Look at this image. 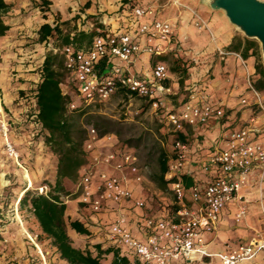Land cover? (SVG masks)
Returning <instances> with one entry per match:
<instances>
[{"label":"crops","instance_id":"obj_1","mask_svg":"<svg viewBox=\"0 0 264 264\" xmlns=\"http://www.w3.org/2000/svg\"><path fill=\"white\" fill-rule=\"evenodd\" d=\"M36 1L41 4L42 1H46L47 5H42L47 7V11H41L42 7L36 5ZM172 1L5 0L10 7L3 19L9 26V30L5 36L0 37V58L3 61L0 67V77L2 73L4 75L7 73L9 68L7 61L22 62L24 60L28 63L27 67L17 65L19 70L21 69L19 76H23L25 80L23 88H35L39 81L36 69L41 65L46 53L45 41H38V31L44 23L54 25L55 21L58 24L55 20L57 14L62 17V20L75 19L70 22L74 30L68 33L72 38L79 32L89 36L95 30L118 33L128 25L127 21L131 13L128 7L153 9L158 19L171 21L174 25L173 41L157 57L144 53L133 57L129 64V70L135 76H149L153 64L163 62L161 61L163 57L171 56L187 61L190 67L188 77L182 86L174 79V74H170L169 71L167 73L171 89L170 94L166 96V102L170 103V106L166 108L167 112L180 109L188 100V95L193 87L198 90L197 93L202 98V102L207 101L223 111L221 119L212 120L199 127L183 126L177 131L184 137L189 148L188 161L183 175L187 178L190 186L196 184L199 187H204L211 179L213 172L205 171L203 167L211 153L226 148L227 137L230 133L237 132L249 125L254 129L253 141L264 146V113L253 105L246 72L241 63L243 61L249 77L252 79L254 77V57L243 59L240 53H235L230 49L231 45H237L241 52L245 47V41L251 39L246 38L230 24L222 11L211 9L207 0H177L180 6L173 4ZM87 3L90 5L84 8L83 6ZM195 15L200 17L204 27L196 26ZM87 46V41H84L80 47ZM218 50L232 54L221 56ZM3 87L6 88V82ZM62 91L68 93L63 88ZM242 100H245L246 103L243 104ZM110 152L112 151L86 153V164L83 168L95 166V159L99 158L101 154ZM95 168L103 169L101 165H97ZM65 181L63 186H65ZM143 182L144 180L137 184L130 179L127 186L132 191L133 199L111 205L109 210L99 214H93L81 205L78 198L74 201L63 200L66 206V215L72 220H81L90 231V235L85 237L89 240L87 245L82 243L84 237L73 234L74 239L77 240L74 246L82 250L89 249L94 255L96 254L94 245L99 244L102 250L109 249L108 253L101 255V264H112L115 251L119 257H124L128 264H138L137 257L128 251L113 249L109 246L106 231L108 225L121 212L125 214L128 227L134 238L144 241L147 238V231L143 228L144 218L150 215L165 216L170 213L160 207L157 202L154 203L152 198H148L149 195ZM140 200L145 203L144 209H138L134 205L136 201ZM241 208L245 209V213L238 217ZM35 223L39 228L36 220ZM68 235L70 237V232ZM202 236L206 249L211 253L234 252L239 246L246 245L251 241L264 242V181H260L257 174H251L238 198L221 212L216 229L210 233L204 232ZM54 252L56 256H59L56 248H54ZM58 264L67 263L61 259ZM168 264L221 263L213 257L193 262L178 261ZM241 264H264V250L257 252L252 259Z\"/></svg>","mask_w":264,"mask_h":264},{"label":"built area","instance_id":"obj_2","mask_svg":"<svg viewBox=\"0 0 264 264\" xmlns=\"http://www.w3.org/2000/svg\"><path fill=\"white\" fill-rule=\"evenodd\" d=\"M128 9L131 13L124 29L118 33L97 30L85 48L72 43L55 48L51 39L44 42L46 52L52 51L64 57L67 73L65 87L73 91L79 102V105L74 102L68 105L71 111L100 106L118 93L145 99L152 107L158 108L162 105V98L170 94V87L164 85L168 73L165 63L155 62L149 76H135L130 72L129 64L133 57L141 53L155 57L161 55L173 41L174 25L171 21L158 19L151 8L131 6ZM195 16L196 26L204 27L200 17ZM218 53L221 56L232 54L221 50ZM102 60H107L110 67L101 72L97 66ZM241 63L253 105L264 113V98L253 88L243 61ZM197 92L193 87L180 109L167 112V122L174 131L183 126H203L223 117L221 109L207 101L202 102ZM242 103L246 101L242 100ZM1 130L6 136L7 124L4 122ZM253 132L254 129L248 125L230 133L226 148L209 155L203 169L212 171L213 175L204 187L185 185L182 176L189 148L186 142L176 141L164 176L175 200L174 210L165 216L144 218L143 228L147 231L144 241L134 238L125 214L119 212L106 231L109 246L128 251L137 257L138 264L193 262L213 257L221 264H241L264 250V242L251 241L234 252L211 253L206 249L202 236L204 232L216 229L221 212L238 198L251 174H257L259 180L264 181V146L253 141ZM110 140V136L98 138L92 135L86 141V153L93 151L97 143ZM6 146L13 153L12 146L9 143ZM97 165L103 169H96ZM130 179L137 184L144 180L138 159L132 151L118 149L101 154L95 159V166L82 168L80 172L76 189L79 202L93 214H99L109 210L111 205L131 201L133 194L127 186ZM134 205L138 209L145 208L142 200ZM244 213L245 209L241 208L238 217Z\"/></svg>","mask_w":264,"mask_h":264},{"label":"rangeland","instance_id":"obj_3","mask_svg":"<svg viewBox=\"0 0 264 264\" xmlns=\"http://www.w3.org/2000/svg\"><path fill=\"white\" fill-rule=\"evenodd\" d=\"M172 3L180 6L177 0ZM35 4L42 7L41 11H47V7L39 1ZM89 5L87 3L83 7ZM55 20L58 22L61 36L74 30L70 22L75 19L62 20L57 14ZM175 59L179 58L164 57L163 62L168 71ZM254 61L262 64L260 48ZM1 63L3 61L0 58V67ZM7 63V73H2L0 77V264H58L61 259L54 252L52 240L40 232L29 208L19 204L26 190L39 194L52 190L57 156L51 152L50 146L45 144V133L35 122L34 88H23L25 80L23 76H19L21 69L19 70L17 65L27 67L28 63L24 60H10ZM182 67L180 63V69ZM169 73L173 74L170 71ZM179 78L178 74H174L177 83ZM66 79L67 74L62 88L68 91L72 102L79 105L73 91L65 87ZM4 82L6 88L3 87ZM166 99L167 97H164L162 105L154 108L145 99L118 93L100 106L89 107L76 113V117L82 114L79 120L81 128L77 129L78 132L74 136L84 132V137L88 140L94 134L97 136L103 129L109 131L106 136H110L111 140L97 143L93 151H117L121 150L122 146H125L123 150L132 151L144 176L143 185L148 198L160 204L165 211L172 212L175 208L174 197L167 186L158 181L160 153L165 152L168 156L172 154L177 134L166 119V108L170 106ZM70 111L68 109V112ZM3 122L7 124L6 136L1 130ZM8 143L12 146L13 153L7 150ZM85 145L84 150L88 151ZM65 180L63 187L67 195L63 194L62 199L74 201L78 198L76 189L79 180ZM73 234L70 231V239L75 245L77 240ZM88 241L85 237L82 239L84 245H87Z\"/></svg>","mask_w":264,"mask_h":264},{"label":"trees","instance_id":"obj_4","mask_svg":"<svg viewBox=\"0 0 264 264\" xmlns=\"http://www.w3.org/2000/svg\"><path fill=\"white\" fill-rule=\"evenodd\" d=\"M42 4L47 5L46 1H42ZM9 7L10 5L5 0H0V37L5 36L9 30V26L5 24L3 19ZM44 17L46 18V16ZM53 24L44 23L41 25L38 31V41L43 42L51 39L55 48H61L69 43L80 47L84 41H87V45H89L92 38L97 34V30H95L89 36L83 32H79L72 38L69 34L61 36L59 25L55 21ZM230 49L235 53H240L243 59L250 56L257 59L259 45L256 41L246 40L245 47L241 52H239L237 45H231ZM163 60L164 57L161 58V61ZM180 63L183 66L182 69H180ZM109 67L110 63L107 60H102L97 66L101 72ZM189 67L190 64L181 59H175L171 63L169 71L180 76L178 82L180 86L188 77ZM37 70L39 81L33 92L34 118L40 130L45 133V144L50 146L51 152L57 156L56 171L51 191L46 194H39L32 190H26L19 204L29 208L42 234L52 240L60 259L67 264H101V255L108 253L109 249L102 250L99 244L94 245V252H96L94 255L89 249L82 250L73 245L68 232L71 231L78 236L87 237L90 235V231L84 222L79 219L72 220L66 215V206L62 199L63 194L64 196L67 195L63 187V180H79L80 172L86 164L84 145L87 139L84 137L85 134L82 132L76 137L74 135L78 132L77 129L80 130L81 128L79 120L82 114L76 117V113L87 108L81 107L68 112V105L72 100L62 92V83L67 74L62 55L52 51L46 52ZM251 84L257 92L264 95V65L261 63L254 64V77L251 79ZM164 85L169 86L168 79L164 81ZM108 133L109 131L103 129L97 137L102 138ZM176 141L185 142V139L180 133H177L173 146ZM124 148L125 146L121 147L122 150ZM173 151L172 148V153ZM172 156L173 154L168 156L165 152H161L159 156L158 181L164 186L167 185L164 176L168 169V161ZM182 178L183 181H186V186L189 187L187 178L185 176ZM112 264H128V262L124 257H119L115 251Z\"/></svg>","mask_w":264,"mask_h":264},{"label":"water","instance_id":"obj_5","mask_svg":"<svg viewBox=\"0 0 264 264\" xmlns=\"http://www.w3.org/2000/svg\"><path fill=\"white\" fill-rule=\"evenodd\" d=\"M213 10L222 11L246 38L259 44L264 65V0H207Z\"/></svg>","mask_w":264,"mask_h":264}]
</instances>
